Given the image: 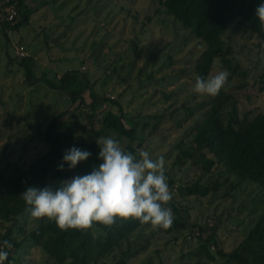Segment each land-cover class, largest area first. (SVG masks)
<instances>
[{
    "label": "rangeland",
    "instance_id": "374dc122",
    "mask_svg": "<svg viewBox=\"0 0 264 264\" xmlns=\"http://www.w3.org/2000/svg\"><path fill=\"white\" fill-rule=\"evenodd\" d=\"M23 1L30 9V21L9 31V41L3 32L5 18L0 9V171L7 162L24 166L42 154L47 148L42 133L55 114L70 109L73 114L65 115L60 125L65 128L78 120L77 134L84 139L111 136L122 147L131 144L139 151H148L153 159L163 155L165 175L180 217L189 225H217L220 246L232 250L264 214V190L256 183H239L222 165L204 175L196 164L203 157L200 151L179 160L182 144L194 147V134L189 129L198 114L190 116L187 107L208 99L193 91L198 76L196 60L204 43L168 14L158 0ZM224 38L232 46L234 63L240 66L224 88L236 98L240 115L252 117L264 111V44L240 19L229 25ZM19 45H24L31 57L33 83L25 81L24 68L10 59L17 56ZM70 69L77 70L99 94L118 101L102 105L95 115L107 108L127 112L137 122L134 139L112 133L96 136L99 123L89 117L94 112L80 102L71 105L65 93L47 83L57 82ZM222 70L230 73L216 61L210 75ZM83 97L86 103L92 100L88 89ZM126 123L132 125L129 120ZM211 173L221 177L220 181L229 176V181L218 192L205 196L182 193L181 186L203 182ZM232 181L238 182L237 186L224 196ZM19 218L27 230L39 220L33 219L28 210ZM190 228L180 233L144 228L132 237L131 248L142 244L146 248L127 264H197L188 255L190 246L197 242V238H186ZM91 229L97 231L94 226ZM0 231H5L1 221ZM14 235L18 241L23 240L22 234ZM119 257L120 250L104 262L111 264ZM8 264L54 261L40 246L26 240Z\"/></svg>",
    "mask_w": 264,
    "mask_h": 264
},
{
    "label": "trees",
    "instance_id": "16d2710c",
    "mask_svg": "<svg viewBox=\"0 0 264 264\" xmlns=\"http://www.w3.org/2000/svg\"><path fill=\"white\" fill-rule=\"evenodd\" d=\"M158 1L168 14L181 23L182 27L204 43V49L195 65L200 77H209L216 61H220L230 71L229 79L240 68L238 63H234L232 46L224 38L226 29L235 20L240 19L244 22L250 34L264 44V30H261L259 20L255 16L256 7L264 0ZM9 4L15 5L23 16L14 21L4 19L3 32L7 41H9L8 32L28 23L31 14L23 0H10ZM0 6L1 9L6 3L3 2ZM10 59L18 61L24 68L25 81L33 83L34 67L31 65V57L26 55L18 59L17 56H10ZM47 83L52 88L65 93L71 105L80 102L94 112L89 117L99 123V128L95 131L96 136L112 133L130 139L135 138L137 122L122 109H119V112L110 108L102 109L99 116L95 115L102 105L109 101L117 104L118 101L99 94L94 89V85L84 82L77 70H67L57 82ZM86 89L90 92L92 99L90 103H86L83 97ZM237 104L234 95L223 87L217 96H208V99L193 107H187L190 116L198 114L189 129V132L194 134L192 141L194 147L189 149L182 144L183 156H180L179 160L189 159L194 151H200L203 157L196 164L205 172L204 175L211 172L213 167L222 165L229 176H235L239 183L246 181L256 183L264 190V111L252 117L248 114L241 116ZM77 108L79 106L76 110ZM70 112V109H65L52 117L42 133V140L47 146L42 154L24 166L7 162L0 171V221L5 230L0 231V249L3 247L4 251L8 252L5 264L12 261L14 253L26 240L40 246L54 264H105L104 259L118 250L120 257L111 264H127L131 257L146 248L144 244L140 248H131L132 237L151 226L141 224L134 219L126 222L118 219L112 227L94 224L97 234L92 229L61 230L54 221L47 218L39 219L36 226L29 230L25 225L20 224L19 217L28 207L21 193L27 187L43 188L51 185L54 189L58 188L61 181L71 179L75 175L89 174L93 167L102 162L98 158L100 148L96 137L84 139L77 134L78 120H72L65 128L61 127L60 120ZM127 120L131 121V126L127 125ZM72 147L87 150L92 155L88 160L80 162L75 169L70 170L67 163L63 162V156ZM122 148L133 154L139 152L131 144ZM61 163L63 170H58ZM229 176L220 181L221 177L215 178V174L211 173L203 182L197 180L192 184L181 186L180 189L186 196L195 194L205 196L218 192L229 181ZM169 182L173 185V177ZM238 182L232 181L226 187L224 196L229 194ZM167 206L175 213L169 231L175 230L180 233L191 226L186 238H197V242L190 246L188 255L197 264H210L214 261H219V264H264V214L259 216L245 237L232 250L226 251L220 246L217 225L210 223L189 225L190 223L180 217L179 208L173 200ZM15 232L22 234L23 240L18 241ZM4 241H8L12 247H5Z\"/></svg>",
    "mask_w": 264,
    "mask_h": 264
},
{
    "label": "clouds",
    "instance_id": "9594fccd",
    "mask_svg": "<svg viewBox=\"0 0 264 264\" xmlns=\"http://www.w3.org/2000/svg\"><path fill=\"white\" fill-rule=\"evenodd\" d=\"M255 16L264 30V2L256 7ZM229 75L222 70L207 78L196 76L193 91L215 97ZM97 144L102 162L89 174L61 181L55 189L51 185L29 186L21 193L30 216L52 220L61 230H87L97 223L112 227L118 219H134L154 229L171 228L174 214L167 205L173 196L165 175L164 156L153 159L145 150L133 154L111 136L99 137ZM91 155L87 150L72 147L65 152L63 162L71 170ZM58 170H63V163ZM4 246L12 247L8 241H4ZM7 258L8 252L0 250V264Z\"/></svg>",
    "mask_w": 264,
    "mask_h": 264
},
{
    "label": "built area",
    "instance_id": "2783aa9c",
    "mask_svg": "<svg viewBox=\"0 0 264 264\" xmlns=\"http://www.w3.org/2000/svg\"><path fill=\"white\" fill-rule=\"evenodd\" d=\"M10 0H0V4L1 3H6V6H4L3 8H1L3 14H4V18L9 20V21H14L17 19H21L22 18V13H20L15 5L9 4ZM17 56L19 58L21 57H25L27 55L26 49L23 45H19L17 48V52H16ZM0 250H4L3 247H1ZM5 264V261H4Z\"/></svg>",
    "mask_w": 264,
    "mask_h": 264
}]
</instances>
